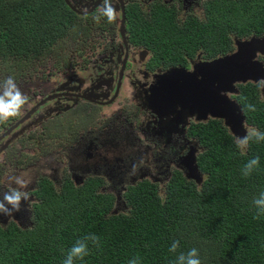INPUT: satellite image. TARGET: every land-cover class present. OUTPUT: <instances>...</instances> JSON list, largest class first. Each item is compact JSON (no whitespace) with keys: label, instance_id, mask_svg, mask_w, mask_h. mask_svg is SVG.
Wrapping results in <instances>:
<instances>
[{"label":"trees","instance_id":"obj_1","mask_svg":"<svg viewBox=\"0 0 264 264\" xmlns=\"http://www.w3.org/2000/svg\"><path fill=\"white\" fill-rule=\"evenodd\" d=\"M202 12L201 18L178 20L165 5L151 4L147 12L129 5L128 42L148 50L154 63L175 67L196 56H225L235 39L264 33V0H206ZM90 16L76 15L63 0H0V48L15 54L19 70L39 51L59 66L71 46L91 34ZM257 85L237 84L233 100L244 124L264 133ZM186 134L200 149L199 184L173 170L162 195L154 184L139 182L122 195L124 211L113 213L114 197L99 191L97 179L79 186L65 179L59 190L44 179L35 191L30 226L0 227V264H63L69 249L92 235L98 244L86 241L89 254L74 264H175L192 248L201 264H264V214L254 218L253 204L264 192V141L253 139L238 149L222 121L213 118L189 124ZM254 157L259 166L245 177L244 165ZM174 241L179 247L170 252Z\"/></svg>","mask_w":264,"mask_h":264},{"label":"flooded vegetation","instance_id":"obj_2","mask_svg":"<svg viewBox=\"0 0 264 264\" xmlns=\"http://www.w3.org/2000/svg\"><path fill=\"white\" fill-rule=\"evenodd\" d=\"M84 1L86 2V0H81L82 5L84 4L82 3ZM97 1L98 0H88L82 8H79L80 10L75 7L77 11L84 13L75 14L80 16L91 15L90 18L93 20V27L90 28L91 34H89V36L94 33L98 39H101L99 36L106 30L109 23L107 18L99 12L103 0H99L98 3ZM113 1H115L117 5L119 16V25L116 33L121 43L122 53L113 60L114 58L112 59L111 54L112 50L107 52V48H103L106 45L102 46L101 43H98L100 45L99 47L94 39L91 41L89 40L86 45H83V47L80 48V52L75 48V51L79 53L78 56L80 58L76 60V65L65 66V71L61 74V78H66L64 81L69 80L68 82L72 80L70 77L76 76V72L87 73L88 71H92L96 75H105L103 79L97 81V92L90 95L87 94L84 89L76 91L73 87L72 89L68 86L62 87L60 90L54 91V93L46 95L34 103L33 106H31L22 117L16 120L14 124L8 126L3 131H0L1 143V141L14 129L16 130L18 128L25 118L30 117L36 109L45 106L48 101H55L57 104L60 103L59 106L63 108L66 100H69L77 106L76 111L73 112L74 119L71 121L68 119L69 115L66 116L65 114L66 109H62V111L59 112L61 116L64 115V128L66 133L70 127H74L75 123L78 124L77 126H81L80 129H76L75 131V140H77L75 141L74 147L70 149L67 148L75 166L72 167L70 165L67 170L66 168L64 169L63 166H61V168L57 166L54 171L55 175L53 176L48 173L37 174L32 179L31 184L23 189V191L28 192L29 198L28 200H21L19 211L12 212L11 216L0 213V227H4L10 223L15 225H25V223H29L30 226L32 221V205L37 200L35 197V191L38 190L39 182L44 179L48 180L56 190H59L65 179L71 181L75 186L82 185L91 179H97L99 183V191L111 195L112 193L106 190L105 187L108 186L110 180H112L116 182L115 187L120 186L118 191H121L119 198L122 201V195L125 193L126 189L139 182L147 181L154 184L159 193L158 185H161L164 188V185L170 178L171 172L173 170L180 171L174 165L173 167L169 166L164 171H158L160 177H151V180L148 177L151 175L147 174L149 170L146 169V173L142 171L141 175L131 177L129 178V181L124 182L127 173L132 167V163L141 162L143 160L147 163V159H149L151 164H156L154 157L163 155L167 160L160 161L158 162L159 164H163V162H165V164H178V159L182 156V153L186 154L184 148L182 146L180 147L181 141L191 144L190 148L194 150V158L199 153L200 149L195 140L186 134V129L191 123H188L182 135H179L178 128L181 121L178 111L179 109L177 107L168 111L165 116H163L164 114L159 113L156 108L154 113L147 108V105H149L148 99L150 98L149 92L147 93L146 84L155 82V75L165 68L185 69L189 65L191 66L192 63L197 64L199 62H204L205 59L196 56L193 60H189L185 66L175 67H164L163 65L154 63L151 60V54L148 50L141 46H134L128 42V32L125 28V10L129 5L133 4L125 3L123 0ZM69 3L71 4L70 1ZM151 4H161L173 8L176 14L175 8L162 0H149L146 4V10H141L138 7L136 8L140 11L147 12ZM122 12L124 14V39L121 37L119 31ZM97 16L100 17L99 22H102L101 25L94 19V17ZM89 36L87 37L88 39ZM131 47L134 49V53L136 52L138 55V61L131 57L129 53V48ZM72 52H74V49L71 53ZM81 52H89L91 56L94 55L93 60L89 62L83 57L84 54ZM71 55L69 57H71ZM144 55L149 57L143 61ZM88 65L90 67H88ZM69 67L77 68L75 70H68L67 68ZM57 68L59 69V67ZM124 82L127 83L130 89L127 94L125 93V97L121 95L122 90H124ZM117 100H120L121 103H117ZM115 104L117 107L114 106ZM99 108L108 110L105 115L109 119L107 118V123L104 127H100V123L95 121L94 116L89 113L91 110L92 112L95 111L98 113ZM177 114L179 115V118ZM86 115L89 116H87V118L91 117L90 121L92 122L87 129H85L87 125L83 127L84 123H82L86 120L83 118ZM205 121L206 120L202 122ZM83 132H85V134H83ZM64 137H66V134ZM40 139V137L35 139L34 136L28 138L29 141H37L38 143ZM16 140L18 139H15V141ZM146 140H148L149 143ZM62 141L66 142L64 138ZM105 143H108L106 150ZM15 152L17 153V149ZM127 167L129 170H127ZM112 185H114V183H112ZM2 197L3 193L0 191V200H2Z\"/></svg>","mask_w":264,"mask_h":264},{"label":"rangeland","instance_id":"obj_3","mask_svg":"<svg viewBox=\"0 0 264 264\" xmlns=\"http://www.w3.org/2000/svg\"><path fill=\"white\" fill-rule=\"evenodd\" d=\"M69 1L77 9L82 8V6L85 5L86 2H88V0H86V2H82L84 3L82 5L81 0ZM123 1L125 3H132L134 6L138 7L141 10H146V4L149 2V0ZM162 1H165L166 3L173 6L176 10L177 19L182 20L188 14H194L198 18H201L202 5L206 0ZM102 6L103 3L101 5V8ZM113 6L116 9L117 17L112 23L108 22L109 25L107 26L106 30L102 32V35L99 36V38L101 39H98L96 34L93 33V35L89 36V39L86 38L84 43H76L75 46L72 45L70 52L73 50V46L76 47L79 45L80 46L77 49L78 52H80L79 50L83 47V45H86L89 40L91 41L94 39V41L99 47L100 45L98 43H101L102 46L106 45L103 48H107V52L109 50H112L111 54L112 59L114 58L113 60H115V57L122 53L121 43L116 33L119 25V16L115 1H113ZM99 12L101 13V10H99ZM99 24L101 25L102 22H99ZM235 41L236 43L234 42L232 44L231 51L230 53L225 55L226 57H218L227 58V56H229L230 59L227 60V62H231L226 65L227 67H224L226 68L225 70L222 69L220 77H217V79L220 80L215 83V86H222L223 82H225V88L227 89L224 90V93L221 95L224 97L226 102H230V100L233 99L235 93L232 91L233 89L236 90L237 84H243L246 82H253L254 84H259L261 80H264V62L262 60L264 57V49L258 48L259 43L261 44L264 41V33H262L260 36L238 38L235 39ZM70 44H72V42H70L66 46L69 48ZM257 45L258 47L255 48ZM40 52L41 51L30 53L28 56L29 59L20 64L22 67L20 71L18 68H15V65H13V62H16L15 54L7 52L4 49L0 48V82L4 81L9 77H12L21 92L29 97V102L24 105V107L21 109L20 115L8 120L7 122L0 123V131H3L8 126L14 124L16 120L22 117L25 112L28 111L31 106H33L34 103H36L46 95L52 94L54 93V91L60 90L62 87L68 86L71 87V89L73 87L76 89V91L84 89L87 94H95L98 90L97 81L103 79V77L105 76H102V74L96 75L92 71H88L87 73L76 72V76L70 77L72 79L70 82H68L69 80L64 81V79L66 78H61V74H63V71H65L64 67L67 65H76V60L79 58V53L75 51V48L74 52H72L71 57H69V59H65L64 62L61 63L59 66L54 65L56 61L53 60V58L46 57L45 51L41 53ZM129 53L134 60L138 61V55L136 54V52L134 53V49L132 47L129 48ZM83 54V57L86 58V60H88L89 62H91L94 58V55L91 56L89 52H85ZM148 57L149 56L144 55L143 61ZM205 61L208 60L205 59ZM238 64H245V70L247 69L248 71V77H245L244 80H242L243 82L235 83V72L237 71L236 67ZM57 67H59V69ZM88 67L90 66L88 65ZM76 68L77 67H69L67 69L75 70ZM172 69L177 68H165L164 70H161L160 73H157L155 75V82H152L151 84H146L147 93L149 92L150 98L148 99L149 105H147V108H149L152 113H154L156 108L159 113L164 114L163 116H165L168 111L174 109L173 106H166V103L171 101V97H173L174 100H177V108L179 109L178 111L180 113L181 121V124L178 128V132L179 135H182L188 123L202 122L205 120L203 118L205 116V111L202 108L201 104H196L195 102L192 103L191 99L192 97H194L195 91L192 88H187V85L185 84V80L187 79L185 76L181 78H178L177 76H172V79L168 80L170 75L174 73ZM185 70L188 73L192 72L190 65L185 68ZM208 73L209 77L213 75V72ZM223 74L224 76L222 77ZM240 75L246 76V72L244 71ZM208 79L209 78H207V80L203 83H209ZM161 82L163 83L162 85ZM172 83L180 85V90L170 92L169 89H171ZM123 88L124 90H122L121 95L125 97V93L127 94L130 90L126 82H124ZM258 90L259 96L261 98H264V89L258 87ZM116 102L119 104L121 103L120 100H117ZM163 104L165 105V108ZM59 105L60 103L57 104L55 101H48L45 106L36 109L30 117L25 118L16 130L14 129L7 137H5L1 141L0 191L2 193L11 191L13 188H17L20 191H23V189L25 188L15 184L14 182L10 183V176H17L21 178L26 185H30L32 179L37 174L48 173L52 174L53 176L55 175L54 171L57 166H59L60 168L61 166H63L64 169L66 168V170L70 165L72 167L75 166V163L73 162L70 153H68L69 150H67V148L70 149L74 147L75 141L77 140H75V131L76 129H80L81 126H77L78 124L75 123L74 127H70L66 133V130L64 128V115L61 116L59 112L62 111V109H66L65 114L66 116L69 115L68 119L71 121L72 119H74L73 112L76 111L77 106H75L73 102L69 100H66V103L63 105V108ZM158 105H162L161 107L163 108H160ZM114 106L117 107L116 104ZM107 112L108 110L99 108L98 113H96L95 111L92 112V110L89 113L94 116L95 121L100 123V127H104L107 123L108 117H106L105 115L107 114ZM87 116L88 115L83 117L86 120L82 122L84 123L83 127L87 125L85 129H87L89 125L92 124V122L90 121L91 117L87 118ZM225 117L228 118L226 122L227 125L228 123L230 124L229 120H233V122H236V120L238 121L237 116L234 114V112L231 114V116ZM220 121H222L223 123V120ZM228 126L226 127V129L229 131L231 127L229 126V128ZM243 129L245 130V133L243 132L242 135V131H244ZM248 129L249 127H247L245 124L242 125V123H240L238 126H235V129H232L230 131L233 133L232 136L235 140L236 137H244ZM65 134L66 137H64ZM83 134H85V132H83ZM31 136H34L35 139H38L40 137L41 139L39 143L37 141L31 142L32 139L29 141L28 138ZM63 138L66 140V142L62 141ZM15 139L18 140L15 141ZM146 141L149 143L148 140ZM107 145L108 143H105V150L107 149ZM181 146L184 148L186 154L182 153V156L180 155L181 157L179 159L177 158L179 162L178 164H165V162H163V164H159L158 162L167 160V158L163 155L159 157H154L156 164H151L149 159H147V163H145L144 160L141 162L132 163V167L130 170L127 167V170H129V172L126 175V179L124 180V182L129 181V178L131 177L141 175L142 171L146 173V169L149 170L147 174L151 175L148 176L150 179L151 177L158 178L160 177L158 171H164L169 166L173 167V165L184 174H188L189 176L194 175V172L191 169L192 164L190 161L194 157V150L190 148L191 144L185 141L180 142V147ZM16 149L17 153L15 152ZM112 183H114V185H112ZM115 184V181L110 180L108 186H106L105 189L110 191L114 196L115 200L112 211L118 213L124 211V206L119 198L121 191L119 190V192L118 189L120 186L115 187ZM158 190L159 195H162L163 187L161 185H158ZM16 225L20 228H27L29 226V223H25V225Z\"/></svg>","mask_w":264,"mask_h":264},{"label":"clouds","instance_id":"obj_4","mask_svg":"<svg viewBox=\"0 0 264 264\" xmlns=\"http://www.w3.org/2000/svg\"><path fill=\"white\" fill-rule=\"evenodd\" d=\"M101 14L107 18L109 23H112L116 17L117 12L113 6V0H103ZM96 22H99L100 17H94ZM264 89V80H261L257 85ZM246 99V98H245ZM29 102V97L21 92L15 80L12 77L0 82V123L7 122L20 115L21 109ZM249 111L255 112L256 108L248 104L246 105ZM255 139L256 142L264 141V133L259 132L254 128H249L244 137H236L235 143L238 149H246L250 140ZM259 166V157H254L244 165L243 175L248 177L254 169ZM9 182H14L21 187H27L25 182L17 177L10 176ZM29 194L27 191H20L13 188L11 191L3 193L2 200H0V213L11 216L12 212L19 211L21 200H28ZM254 206L257 208L258 218L260 214H264V192L258 198L253 200ZM98 237L92 235L85 237L84 240L77 241L71 249H69L66 259L63 264H74V260H83L88 253L86 241L91 240L94 244H98ZM179 247V241H174L169 249L170 252H176ZM130 264H137L136 260L130 261ZM175 264H201L199 253L196 248L190 249L186 254L180 253L176 259Z\"/></svg>","mask_w":264,"mask_h":264},{"label":"water","instance_id":"obj_5","mask_svg":"<svg viewBox=\"0 0 264 264\" xmlns=\"http://www.w3.org/2000/svg\"><path fill=\"white\" fill-rule=\"evenodd\" d=\"M63 2L66 4V6L72 12H74L76 14L80 13L79 11H77V9H75L74 6H72L69 3L68 0H63ZM98 2H99V0L97 1V3ZM80 14H84V13H80ZM123 24H124V14L122 12L121 13V19H120L119 31H120L121 37L124 39V37H123V32H124ZM235 43H236V41H235ZM257 47H258V45L255 48H257ZM258 48L264 49V41L261 44L259 43ZM260 52H262V51H260ZM229 59H230V57L227 56V58H216V59H213L211 61L199 62L197 64L193 63V64H191V69H192L191 73H188L184 68L172 69L174 73L170 75L168 80H171L172 76H177L178 78L185 76L187 79V80H185V82H186L185 84L187 85V88L188 89L192 88L195 91V95L191 99L192 103L195 102L196 104H201L202 108L205 111V116L203 118L205 120H207V118L223 120L222 124L225 128L229 125L232 129H235V126H238L240 123H242V125L244 124V119L241 115L239 107L236 105V103L234 102L233 99L230 100V102H226L224 97L221 95L224 93L223 91L227 89V88H225V82H223L222 86H215V83H217V81L220 80V79H217V77H220L222 69L225 70L226 68H224V67L226 65H228L229 63H231L230 61L227 62V60H229ZM236 69H237V71L235 72L236 78H235L234 82L235 83L243 82L242 80H244L245 77H248V71H247V69L245 70V64H238ZM244 71L246 72V76L240 75ZM208 72H213V75L211 77H209ZM239 75H240V77H239ZM223 76H224V74L222 75V77ZM207 78H209L208 79L209 83L204 84L203 82H205L207 80ZM162 84L163 83L161 82V85ZM175 90L179 91L180 85L172 83L171 89H169V91L172 92ZM235 91L236 90L233 89L232 92H234L236 94L237 91L236 92ZM177 104H178V101L174 100V98L171 97V101L167 102L166 106H173L175 109L177 107ZM158 106L160 108H163V107H161L162 105H158ZM163 106L165 108L164 104H163ZM233 112L237 116L238 121L236 120V122H233V120H229L230 124L228 123V125H227L226 122H227L228 118H226L225 116L229 117V116H231V114ZM179 115H180V113H179ZM179 115L177 114L178 118H179ZM231 128L229 129V131L228 130L227 131L232 136L233 133L230 131V130H232ZM240 130H241V127H240ZM243 132L245 133V130L242 131V135H243ZM190 161L192 164L191 169L194 172V175L189 176L188 174H184V173H182V174L186 179H190V180L194 181L196 184H199L202 180V176L196 168L195 158L193 157ZM113 213H115V212H113Z\"/></svg>","mask_w":264,"mask_h":264}]
</instances>
